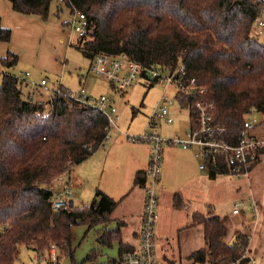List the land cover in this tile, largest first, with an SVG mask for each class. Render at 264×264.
<instances>
[{
    "label": "trees",
    "instance_id": "obj_1",
    "mask_svg": "<svg viewBox=\"0 0 264 264\" xmlns=\"http://www.w3.org/2000/svg\"><path fill=\"white\" fill-rule=\"evenodd\" d=\"M9 1L14 11L37 14L44 20L52 2ZM58 1L71 14H85L87 33L77 37L74 46L90 60L108 53L125 54L145 66L175 68L183 63L186 80L195 79L214 101L216 122L226 128L227 140L235 141L247 113L253 109L264 112V41L252 35L261 13L255 0ZM61 11L59 3L57 16ZM10 39L11 30L2 26L0 17V41ZM1 62L10 69L18 55L8 51ZM0 75V264L19 262L23 246L39 256L51 244L72 262V227L103 224L117 201L97 189L88 205L53 210L55 193L49 186L104 145L108 119L99 110L71 99L62 85L47 100H36L30 92L24 95L25 84L17 76L8 71ZM176 97L184 107L195 99L184 92ZM226 171L221 164L209 177ZM147 180V171L138 170L134 185L144 187ZM121 225L118 222L101 230L97 242L110 246L120 241ZM194 225H201L205 242L188 256L196 263L235 261L251 237L240 231L233 242L226 241L225 220L210 212H195ZM93 255L87 253L80 263L92 262Z\"/></svg>",
    "mask_w": 264,
    "mask_h": 264
},
{
    "label": "rangeland",
    "instance_id": "obj_2",
    "mask_svg": "<svg viewBox=\"0 0 264 264\" xmlns=\"http://www.w3.org/2000/svg\"><path fill=\"white\" fill-rule=\"evenodd\" d=\"M62 5L63 9L59 16L56 10L55 13H50L46 20L43 19L42 23L29 22L27 27L30 31L28 35L25 34L27 35L25 39L20 28V20H10L14 25V33L12 35L11 31V39L7 43L12 42L17 49L18 62L12 68L5 70L0 63V73L2 70L8 71L18 78H23L24 95L30 92L36 100H47L52 96V90L59 88L60 85L75 94H79L80 89L83 88L93 98L105 95L111 98L116 108L121 111L122 116L117 123L119 130L128 135L143 133L161 95L165 92L174 97L175 87L170 85L165 88L159 82L149 87L150 83L142 79L128 89L119 90L104 78L91 73L89 71L91 60L84 57L74 46L77 42V34L72 30L70 21L68 27L62 25L65 20H71L70 9L65 4ZM53 6L55 7V2ZM262 15L264 16V11ZM257 30L258 25L254 23L252 35L264 41V36L256 35ZM3 46L0 51L7 50L6 44ZM41 79L47 82L45 86H41ZM170 115L174 122L167 124L163 120L158 121L157 132L163 137L175 134H180L181 137L186 135L190 129L189 112L181 106L177 98L173 99L170 106ZM248 119L258 121L250 128V133L264 140V112L253 109L248 114ZM116 130V128L111 129L112 133ZM212 180L199 182V195L189 208L181 212H171L169 210L171 201L161 200L155 227L158 264H201L193 262L188 257L194 250L205 246L201 225L179 230L192 223V212L196 211L204 214L210 212L225 220L228 226L226 237L228 242H233L236 232H248L251 235L248 255L255 261L254 264H264V154L248 175L236 177L229 173H218ZM243 198L256 202L258 208L256 218L246 204L240 207L242 209L240 213L232 212L235 205ZM92 199L93 196L85 197L83 202L90 203ZM112 222L114 221L108 219L103 224L92 227L86 224L73 226L71 242L74 260L70 261V264H81L87 253L96 254L99 263L118 257V240L113 241L110 246L101 245L96 240L97 231L110 228ZM122 241L134 242L130 229L123 230ZM19 260L25 264H47L40 260L34 251L24 246L21 248Z\"/></svg>",
    "mask_w": 264,
    "mask_h": 264
},
{
    "label": "built area",
    "instance_id": "obj_3",
    "mask_svg": "<svg viewBox=\"0 0 264 264\" xmlns=\"http://www.w3.org/2000/svg\"><path fill=\"white\" fill-rule=\"evenodd\" d=\"M255 1L258 2L261 10L260 15L254 21L258 25L256 35L263 37L264 16L262 12L264 11V0ZM70 24L77 37L86 35L88 21L83 12L75 11L71 14ZM89 71L104 78L119 90L128 89L142 79L153 84L159 82L165 88L173 85L176 89L174 97L165 92L161 95L156 110L148 118L147 131L145 130L139 135H128L130 140L146 142L150 146L149 162L146 169L148 180L144 186L141 226L138 232V244L124 250L120 256L108 263L158 264L155 233L159 205L157 186L160 181L164 148L167 146H178L193 149L199 162L200 170H218L220 165L224 164L227 170L226 173L242 177L248 175L264 154V140L258 139L250 133V128L256 125L258 121L248 119V114L250 113H247L244 117L243 128L238 133L235 141L227 140L225 138L226 128L216 122L214 101L205 96L207 89L198 85L195 79L186 80V70L183 63H178L175 68L162 67L161 65L145 66L130 59L125 54L99 53L91 60ZM18 79L23 81V78ZM46 84L47 82L42 79L41 86ZM55 90H58V88ZM53 92L54 90H52ZM179 92L195 96L191 105L185 106L189 112L190 129L183 137L178 135L163 137L157 132L158 121L163 120L167 124L173 123L174 119L170 115V106L173 103V99L176 100ZM68 96L79 103L99 110L107 117L106 140L110 137L111 129L118 128L117 123L122 114L111 98L105 95L93 98L83 88L80 89L79 94L68 91ZM192 111L194 112V119L191 118ZM150 129L153 131L149 132ZM73 197L74 188L70 184H64L51 198L52 209L72 208ZM243 204L247 205L253 217L256 218L258 215L257 204L251 199L248 201L245 198L240 199V202L235 205L232 212L234 214L240 213L242 210L240 207ZM248 252L249 245L244 249L241 258L224 264H240L243 259H248L246 264H254L255 261L251 259ZM39 259L47 264H62L64 256L62 255V250L56 244H51L45 254L39 255ZM16 264L25 263L17 262Z\"/></svg>",
    "mask_w": 264,
    "mask_h": 264
},
{
    "label": "crops",
    "instance_id": "obj_4",
    "mask_svg": "<svg viewBox=\"0 0 264 264\" xmlns=\"http://www.w3.org/2000/svg\"><path fill=\"white\" fill-rule=\"evenodd\" d=\"M54 2L55 7L53 6ZM59 3L62 4V1L52 0L49 15L50 13L56 12ZM0 17L2 26L9 28L12 31V35L14 33V25H12V21L10 20H20L23 39L27 37L30 31L27 27L29 22L38 21L42 23L41 21H43L40 15L23 14L14 11L9 0H0ZM69 21V19L65 20L62 23L63 27H68ZM33 26L36 25L33 24ZM1 43L6 44L7 48L6 51H0V63L4 68L1 58L8 51L16 53L17 49L12 45V42L0 41V50L4 47ZM116 129L115 132H110V137L103 146L99 147L90 157L77 164L68 175L62 176L50 185L49 188L56 193L64 184H70L74 188L73 207L88 205L89 203H84L83 199L94 196L97 189L117 201L116 208L110 215V219L114 221L111 223V227L118 225V222L122 224L121 239L120 241L118 240V256H120L124 250L138 244V232L141 226L144 203V187L134 185V177L138 170L147 169L150 146L146 142L132 141L129 139L128 134L119 130V127ZM175 135L180 136V134ZM209 172L200 170L199 162L193 149L178 146L165 147L160 181L157 186L159 198L158 209L161 208L160 202L163 199H169L171 201L169 210L173 213L181 212L183 209L189 208V205L199 195V182H203V180L207 182L213 181V178L209 177ZM175 194H178V197H175ZM175 199H177V202ZM194 213L192 212V220ZM191 224L179 230L186 229ZM125 228L131 230L134 242L122 241V232ZM100 230L97 232L100 233ZM120 243L127 248L121 249ZM97 258L98 256L94 254L93 261L86 263L108 264L115 259L109 258L107 262L99 263L97 262Z\"/></svg>",
    "mask_w": 264,
    "mask_h": 264
},
{
    "label": "water",
    "instance_id": "obj_5",
    "mask_svg": "<svg viewBox=\"0 0 264 264\" xmlns=\"http://www.w3.org/2000/svg\"><path fill=\"white\" fill-rule=\"evenodd\" d=\"M62 264H70V259L68 257H65Z\"/></svg>",
    "mask_w": 264,
    "mask_h": 264
}]
</instances>
